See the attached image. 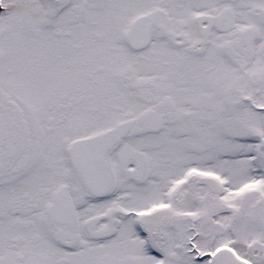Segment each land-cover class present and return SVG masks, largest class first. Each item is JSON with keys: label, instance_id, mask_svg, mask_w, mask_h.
<instances>
[{"label": "snow or ice", "instance_id": "1", "mask_svg": "<svg viewBox=\"0 0 264 264\" xmlns=\"http://www.w3.org/2000/svg\"><path fill=\"white\" fill-rule=\"evenodd\" d=\"M0 264H264V0H0Z\"/></svg>", "mask_w": 264, "mask_h": 264}]
</instances>
